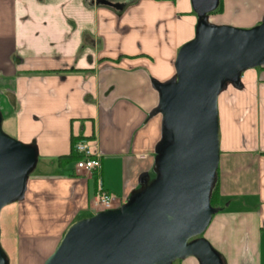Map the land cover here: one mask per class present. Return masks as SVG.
I'll return each mask as SVG.
<instances>
[{"label":"crops","instance_id":"crops-1","mask_svg":"<svg viewBox=\"0 0 264 264\" xmlns=\"http://www.w3.org/2000/svg\"><path fill=\"white\" fill-rule=\"evenodd\" d=\"M103 1L0 0L2 128L38 156L23 199L7 210L21 264H44L74 222L99 212V184L119 207L155 177L158 86L175 77L198 16L191 0H106L122 10ZM221 3L211 24L251 28L264 19V0ZM240 82L218 97L221 210L203 237L221 264H264V66ZM81 138L100 154L98 172L66 159Z\"/></svg>","mask_w":264,"mask_h":264},{"label":"water","instance_id":"water-1","mask_svg":"<svg viewBox=\"0 0 264 264\" xmlns=\"http://www.w3.org/2000/svg\"><path fill=\"white\" fill-rule=\"evenodd\" d=\"M195 37L178 51L176 75L160 84L163 147L155 177L142 181L119 207L77 220L44 264H173L195 257L221 264L203 234L221 208L211 204L220 162L218 97L227 83L264 66V19L251 28L214 25L220 0H191ZM116 10L120 3L104 0ZM38 156L8 135L0 115V215L24 197ZM0 264H8L1 246Z\"/></svg>","mask_w":264,"mask_h":264},{"label":"built area","instance_id":"built-area-1","mask_svg":"<svg viewBox=\"0 0 264 264\" xmlns=\"http://www.w3.org/2000/svg\"><path fill=\"white\" fill-rule=\"evenodd\" d=\"M75 151L81 156L77 168L87 173L98 172L101 169V156L95 153L88 140L80 139L75 144ZM93 206L100 211L116 208V196L104 190L99 184Z\"/></svg>","mask_w":264,"mask_h":264},{"label":"rangeland","instance_id":"rangeland-1","mask_svg":"<svg viewBox=\"0 0 264 264\" xmlns=\"http://www.w3.org/2000/svg\"><path fill=\"white\" fill-rule=\"evenodd\" d=\"M3 129L7 132V134H9V130L5 126H3ZM215 188H216V185H215ZM12 204L7 205L2 210L1 215H0L1 246L8 257L9 264H21V259L18 256V246H17V241L15 238V232H14L15 225H16V219L15 217H10L11 215L14 216L15 213L12 212L10 216L7 213L11 209V206H13ZM176 262H179V261H176ZM30 264H33V263H30Z\"/></svg>","mask_w":264,"mask_h":264},{"label":"trees","instance_id":"trees-1","mask_svg":"<svg viewBox=\"0 0 264 264\" xmlns=\"http://www.w3.org/2000/svg\"><path fill=\"white\" fill-rule=\"evenodd\" d=\"M223 11V6L220 0V4L219 7L216 11L212 12L211 14H215V13H222ZM238 88L242 87L240 79L236 82ZM82 139V138H81ZM80 140V139H74L72 141V152L71 154L66 158L68 159V161H75L78 162L81 158L80 155L77 154V152L75 151V144L76 142ZM163 147V142L159 144L158 150H157V157L160 155L161 149ZM211 204L214 207H218L219 206V191H218V184H216V188L214 186L213 191H212V197H211Z\"/></svg>","mask_w":264,"mask_h":264},{"label":"flooded vegetation","instance_id":"flooded-vegetation-1","mask_svg":"<svg viewBox=\"0 0 264 264\" xmlns=\"http://www.w3.org/2000/svg\"><path fill=\"white\" fill-rule=\"evenodd\" d=\"M118 3V2H117Z\"/></svg>","mask_w":264,"mask_h":264}]
</instances>
